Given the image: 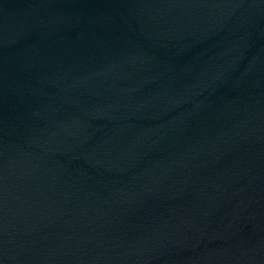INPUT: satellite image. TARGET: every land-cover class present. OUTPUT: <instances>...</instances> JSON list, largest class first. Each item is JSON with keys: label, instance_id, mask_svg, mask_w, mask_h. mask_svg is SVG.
<instances>
[{"label": "water", "instance_id": "water-1", "mask_svg": "<svg viewBox=\"0 0 264 264\" xmlns=\"http://www.w3.org/2000/svg\"><path fill=\"white\" fill-rule=\"evenodd\" d=\"M0 264H264V0H0Z\"/></svg>", "mask_w": 264, "mask_h": 264}]
</instances>
